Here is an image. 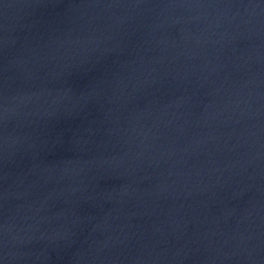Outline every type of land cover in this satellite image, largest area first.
<instances>
[{"label":"water","instance_id":"obj_1","mask_svg":"<svg viewBox=\"0 0 264 264\" xmlns=\"http://www.w3.org/2000/svg\"><path fill=\"white\" fill-rule=\"evenodd\" d=\"M0 264H264V0H0Z\"/></svg>","mask_w":264,"mask_h":264}]
</instances>
